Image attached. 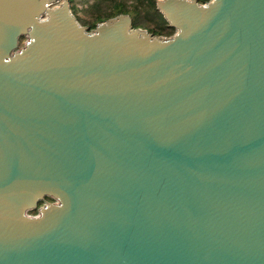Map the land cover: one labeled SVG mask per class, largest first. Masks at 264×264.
<instances>
[{"label": "water", "instance_id": "obj_1", "mask_svg": "<svg viewBox=\"0 0 264 264\" xmlns=\"http://www.w3.org/2000/svg\"><path fill=\"white\" fill-rule=\"evenodd\" d=\"M157 10L0 0V264H264V0Z\"/></svg>", "mask_w": 264, "mask_h": 264}, {"label": "trees", "instance_id": "obj_2", "mask_svg": "<svg viewBox=\"0 0 264 264\" xmlns=\"http://www.w3.org/2000/svg\"><path fill=\"white\" fill-rule=\"evenodd\" d=\"M206 3L210 0H198ZM81 3L87 0H81ZM128 3L133 7L129 8ZM86 15L90 16L89 22L78 17L83 26L95 29L97 24L119 15H130L136 29H143L155 36L170 37L175 33L164 16L157 10V0H94L93 5L86 9Z\"/></svg>", "mask_w": 264, "mask_h": 264}, {"label": "rangeland", "instance_id": "obj_3", "mask_svg": "<svg viewBox=\"0 0 264 264\" xmlns=\"http://www.w3.org/2000/svg\"><path fill=\"white\" fill-rule=\"evenodd\" d=\"M63 1H69L71 4V9L73 10V13L81 18L83 21L89 22L91 20L90 16L86 15V9L93 5L94 0H87L85 3H81V0H61ZM129 8H132V3H128ZM33 216H36L37 213H32Z\"/></svg>", "mask_w": 264, "mask_h": 264}]
</instances>
